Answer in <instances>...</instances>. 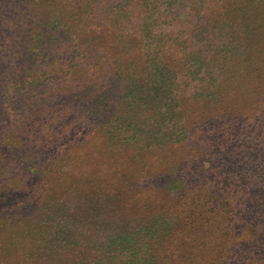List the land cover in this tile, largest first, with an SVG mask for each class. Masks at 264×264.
I'll return each instance as SVG.
<instances>
[{
	"label": "rangeland",
	"instance_id": "374dc122",
	"mask_svg": "<svg viewBox=\"0 0 264 264\" xmlns=\"http://www.w3.org/2000/svg\"><path fill=\"white\" fill-rule=\"evenodd\" d=\"M189 1L159 88L134 0L0 12V264H264V0Z\"/></svg>",
	"mask_w": 264,
	"mask_h": 264
},
{
	"label": "trees",
	"instance_id": "16d2710c",
	"mask_svg": "<svg viewBox=\"0 0 264 264\" xmlns=\"http://www.w3.org/2000/svg\"><path fill=\"white\" fill-rule=\"evenodd\" d=\"M12 0H0V12L4 11L6 7L11 3ZM133 1V0H132ZM136 2V7L138 8L136 12L141 14L142 26L141 30L144 34H141V39L139 38V46L144 48L145 54L150 64H154V71L156 75L155 83H158V88L162 87L161 80H167L169 77L168 72L164 74L165 69H169V73L176 76L183 74L188 71L186 68V61L191 60L192 51H186L181 44L178 43L177 38L170 37L166 38L164 42L159 40V36L163 33V30L172 27L173 22L171 19L176 16L180 18L184 11V6L189 3V0H134ZM187 1V2H186ZM189 8V7H188ZM191 10V9H190ZM159 12V13H158ZM160 14L161 16H157ZM166 19L162 21L160 19ZM170 21V22H169ZM169 22V23H168ZM166 25V26H165ZM155 27H158V34H155ZM154 28V31L152 30ZM163 46L164 51H158L157 47ZM176 51V52H175ZM180 52V53H179ZM178 55H177V54ZM168 55L171 60H164L163 55ZM180 55V56H179ZM161 67H163L161 69ZM164 77L165 79H163ZM160 80V81H159ZM217 259H224L223 256L220 258H212L211 256H203L199 258L198 264H219L215 263Z\"/></svg>",
	"mask_w": 264,
	"mask_h": 264
}]
</instances>
